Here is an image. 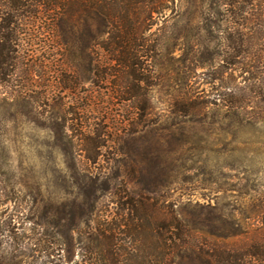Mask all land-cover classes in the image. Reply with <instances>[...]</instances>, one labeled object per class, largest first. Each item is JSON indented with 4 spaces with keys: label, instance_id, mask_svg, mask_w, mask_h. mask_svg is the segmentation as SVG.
<instances>
[{
    "label": "rangeland",
    "instance_id": "374dc122",
    "mask_svg": "<svg viewBox=\"0 0 264 264\" xmlns=\"http://www.w3.org/2000/svg\"><path fill=\"white\" fill-rule=\"evenodd\" d=\"M181 5L147 20L162 78L144 83L152 109L146 120L158 122L143 128L126 99L137 90L103 78L115 61L102 45L86 42L99 33L97 20L13 14L15 57L8 74H0V227L11 221L17 238L10 239V256L19 264H43L38 240L59 243L55 264H97L95 242L106 247L110 240L122 264H131L129 254L154 253L150 229H135L131 197L148 200L151 222L167 240L173 211L264 204V126L230 128L212 109L206 122H190L174 105L190 87L212 99L219 86L186 60Z\"/></svg>",
    "mask_w": 264,
    "mask_h": 264
},
{
    "label": "trees",
    "instance_id": "16d2710c",
    "mask_svg": "<svg viewBox=\"0 0 264 264\" xmlns=\"http://www.w3.org/2000/svg\"><path fill=\"white\" fill-rule=\"evenodd\" d=\"M176 3L185 4L179 7L185 8L182 18L186 20V31L180 37L188 46V64L203 69L206 82L217 81L219 86L212 99L190 87L184 96H176L174 105L180 106L190 122H206L208 109H212L216 121H228L230 128L264 126V0H0V74H8L15 57L13 14H59L58 20L83 15L99 24V33L91 34L86 42L102 45L110 53L108 59L115 61L113 71L102 77L122 80V87L125 82L131 84L137 94L126 99L137 108L141 128L156 124L158 120H146L152 109L144 83L156 85L162 75L155 68L157 54L150 38L153 34H147L152 23L147 25V20ZM143 14L147 15L142 17ZM191 74L186 75L189 86ZM147 201L139 203L131 197L127 207L136 215L135 229L148 228L156 237L154 253L142 257L129 254L127 261L131 264H264V204L257 210L200 205L185 216L173 211L167 240L161 239L164 233L151 222V217L156 216ZM91 204L93 209L95 202ZM240 215L242 220L237 218ZM250 218L260 220L261 224L253 227L245 221ZM12 229L8 220L0 227V264L20 263L10 256V239L17 238ZM57 244L39 240L33 243L43 264H55ZM94 245V252L100 256L95 263L122 264L113 240L106 247L101 242ZM23 254L26 256V252Z\"/></svg>",
    "mask_w": 264,
    "mask_h": 264
}]
</instances>
